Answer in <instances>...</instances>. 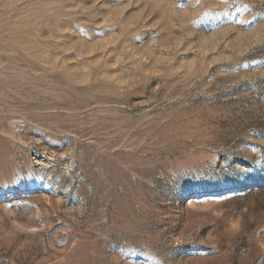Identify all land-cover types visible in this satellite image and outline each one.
<instances>
[{"label":"rangeland","instance_id":"obj_1","mask_svg":"<svg viewBox=\"0 0 264 264\" xmlns=\"http://www.w3.org/2000/svg\"><path fill=\"white\" fill-rule=\"evenodd\" d=\"M0 264H264V0H0Z\"/></svg>","mask_w":264,"mask_h":264}]
</instances>
